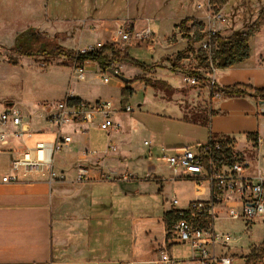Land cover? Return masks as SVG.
Here are the masks:
<instances>
[{
  "label": "crops",
  "instance_id": "obj_1",
  "mask_svg": "<svg viewBox=\"0 0 264 264\" xmlns=\"http://www.w3.org/2000/svg\"><path fill=\"white\" fill-rule=\"evenodd\" d=\"M126 9L128 10L127 15L122 16L123 11ZM45 11L47 20L42 27L31 25L26 29L35 27L52 36L58 35L59 42L62 45L61 37L63 36L68 35L69 39L72 36H77L82 42L85 35L93 32L92 36H95V39L91 40L89 38L91 42L86 44L80 42L79 50L84 49L89 44H107L109 42L120 44L125 42L118 35V28L123 24L129 23L137 31L143 27L140 25L139 20L135 21L131 15V0H45ZM149 28L151 27L149 26ZM24 30L15 35L12 44L0 43L8 47L13 46L17 35ZM171 32L172 30H170ZM222 35L230 36L231 34ZM257 37L252 41L253 51L248 61L226 70L216 71L214 78L218 85L221 87L235 85L240 83L237 81V76L251 74L250 66L253 57L256 58L257 55L254 43ZM125 44L128 45V42H125ZM121 56H124L123 53ZM23 58L32 59L27 57L21 59ZM168 58L174 57L168 56L167 60L165 59V62L172 67ZM165 62L158 60L143 63L148 66H159ZM196 63L198 65L197 61ZM125 64H118L117 67H119L120 73L130 81L120 79L116 82V88L119 91L118 94H120V98L117 100L111 95L103 96L86 92L85 87L73 88L71 82L66 80L58 92L60 96L53 99L55 101L41 99L21 107L19 106L21 102L18 100L15 103L2 105L0 115L7 107L15 106L23 112L24 122L18 128H8L7 143L0 140V264H159L162 260L160 252L164 249H168L173 259L181 261L183 264H193L191 246L192 258L190 260L174 257L173 247L175 245L189 244L176 243L170 239L165 222V213L171 211L172 206L169 210L164 211L163 217H134L130 206L132 199H134L132 193L121 190L120 187L115 192V196L104 197L93 190L95 185L104 182H112L119 187L121 183L118 180H130L132 172L135 171V169H132V165L129 164L130 153L124 150V147L129 144L128 139L132 126L135 127L136 123L139 124L136 118L129 116V114L136 111L135 108V111L131 113L118 111L113 114L114 122L118 127L107 131L108 137L105 141L103 140L102 144L95 142L93 136L94 131H105L99 126L102 119L100 115H96L92 122L74 123L65 126L62 129L63 133L71 136L73 141L55 156V168L61 178L59 181L49 183L43 180H33L32 178L24 179L18 183L2 181V178L9 174L6 170L10 172V162L15 152L20 153L34 149L39 142H54L57 139V129L46 119L47 106L63 101L68 96H75L87 102L112 100L118 110L124 109L127 106L123 103L125 94L132 96L134 92H147L149 90L143 81L133 83L141 75L142 78L153 81H165L174 89L172 93L158 89L155 90L156 95L165 97V94L168 93L175 94L174 97H184L186 99L185 96L181 95L180 89L182 87H174L171 82L173 79L170 76L161 75L158 67L141 73L134 69H132V73L130 71L125 73L124 69H129ZM92 67L101 73L100 77L102 79L103 73L96 62H87L85 73ZM64 68H67L68 72L71 73L72 69L69 67L55 66L51 67L42 76L47 77L50 74L52 75L53 72L64 70ZM185 69L183 61H181L176 70L183 71ZM199 69L201 71L203 68ZM67 79H69V76ZM56 84L57 82H52L49 87H55ZM203 88L202 101L205 106L199 114H207V111L210 110L215 116L211 114L207 125H202V120L195 122L190 118L186 119L187 115L192 117L194 114L185 113L179 107L178 119L186 122L188 120L190 123L200 126H210L208 141L212 136L221 135L233 136L239 141L240 138L247 139L249 134L259 133L257 126H253L247 121L235 124L233 118L238 115L242 116L243 119L251 116L253 120L258 122L257 116L260 118L259 110L262 100L252 98L249 95L238 98L245 101V103H247L246 101L251 102L253 107L247 110L237 109L234 108L235 106L233 107L234 103L237 102L235 99L213 96L208 88ZM144 105V103L139 105L142 108L139 109L138 115L146 114L144 113ZM228 109H231L232 113H226ZM215 110L225 112L218 114L214 113ZM215 121L216 127L214 129L212 124ZM2 131L3 128L0 124V132ZM16 131H22L23 136L16 137L14 135ZM146 142L148 141H145L146 146L151 145L150 143L147 145ZM207 142L195 143L193 147ZM112 144L117 147V152H107L108 147ZM101 147L103 149H100ZM92 152H95V154H92ZM120 158L127 160L124 167H119L121 165L118 162L121 161ZM142 159L143 157H141V161ZM142 163L137 165L140 172L146 169L148 172L154 171L153 167H145V164ZM117 167L120 169L118 170ZM172 171L174 173L172 179L193 183V191L196 194H194V198L192 197L193 199H191V195H186L185 197L188 198L185 203L191 200H202L198 199L199 189H205L209 197L206 188L198 187L191 180L177 178L179 174L173 169ZM81 172L84 174L82 178ZM180 191L183 193V189L180 188ZM174 198L179 197L175 196ZM103 206L106 207L105 211ZM100 222H104L105 225L109 226L107 232L103 230L104 225ZM126 226H129V235H125L124 231H121ZM102 234H106L105 238H100ZM225 246L222 245L218 248V252L228 255Z\"/></svg>",
  "mask_w": 264,
  "mask_h": 264
},
{
  "label": "rangeland",
  "instance_id": "obj_2",
  "mask_svg": "<svg viewBox=\"0 0 264 264\" xmlns=\"http://www.w3.org/2000/svg\"><path fill=\"white\" fill-rule=\"evenodd\" d=\"M32 2L35 6L32 5ZM262 8H264V0H131V15L135 21L139 20L140 25L143 26L138 31L150 26L154 36L149 40L140 41L135 39L128 41V45L125 42L118 43L116 49L119 50L121 55L123 53V55H128L131 59L141 63L158 60L165 62L168 56H173L177 60L178 54L188 46L187 40L182 39L181 31L178 28L184 19L190 18L193 21L203 22L206 26L205 32H220L224 35H230L238 29L249 28L260 15ZM127 12V9L124 10L122 16H126ZM46 20L45 0H0V42L10 45L17 33L31 25L42 27ZM193 21H190L189 25H192ZM128 26L131 27L129 23ZM170 30H172L171 33ZM92 34L85 35L82 42L77 36H72L69 39L68 35L61 37V41L63 45L79 50L80 42L86 44L95 39ZM205 43L206 40L196 44V49H200ZM254 43L257 55L256 58L253 57L250 66L252 75L237 76V81L241 84H249L254 88H263L264 28L254 40ZM182 61L186 68L183 71L174 70L166 62L156 67H158L161 75L170 76L173 79V81L170 80L174 87H182L180 89L181 95L185 96L186 99L184 97H174L175 94L168 93L165 94V97L163 95L161 97L156 95V89L150 86H147L149 88L147 92L137 91L132 96L125 94L123 98L124 105H130L136 109L129 116L136 118L139 122L138 125L136 123L135 127L132 126V131L129 133V144L124 147V150L130 153L129 164L132 165V169H135V171L132 172L130 180H118L121 183L119 187L112 182H104L93 187L95 193H99L104 197L115 196V192L120 187L121 190L132 193L134 199H132L130 206L134 217H163L164 211L171 208L175 196H178L181 200L179 206L184 207L188 198L185 196L191 195V199H193L194 194H196L193 191V183L172 179L174 173L163 157L164 155L176 154L182 147H193L195 143L208 141L210 126L196 125L188 120L186 122L178 119L177 115L180 113L179 107L183 112L190 114H199L203 110L205 106L202 101L203 87L209 89V86L207 87L208 80L214 78L218 69L214 70L211 67L204 70L201 68V74L207 80L206 86L203 84V79H200L199 84L189 85L183 81V72L190 71L193 73L198 70L197 56L190 53ZM125 65L129 68L124 69L125 73L129 71L132 73V69L139 73L144 71L131 62H127ZM55 66L69 67L72 71L69 73L67 68H64V70L53 72L52 75L50 74L47 77L42 76L51 67ZM85 75L87 78L80 80L79 74H77L71 61L59 59L53 61L50 66H45L40 60L23 58L17 64H12L6 62L4 58H0V111L2 105L15 103L18 100L21 102L19 103L21 107L41 99L55 101L53 99L60 96L58 92L66 80L71 82L73 88L85 87L86 92L92 94L111 95V97L116 98L115 100L120 98L119 91L116 88V82L120 78L110 75L111 82L104 83L100 77L101 73L93 67L89 68ZM68 76L69 79H67ZM139 78H141V75L133 83L142 81ZM52 82H57L55 87H49ZM218 86L222 88L220 85ZM247 96H228L227 98L237 101L233 105L234 108L247 110L253 107L252 103L248 101L245 103L242 99H238ZM142 103L145 104L144 113L146 114L138 115L139 109L142 108L139 105ZM207 105L209 106V103ZM224 112L215 110L214 113L222 114ZM226 113H232V110L228 109ZM210 117L211 111L208 110L207 118ZM189 118L190 116L187 115V119ZM245 118L243 119L242 116L238 115L233 118V122L238 124L241 121H247L253 126H257L260 135L264 136V122L261 117L257 116L258 122L253 120L251 116ZM215 123L216 121L212 124L214 129L216 127ZM93 136L95 142L102 144L107 139L108 133L107 131H94ZM250 139L254 138L248 137L249 143L251 142ZM145 141H148L151 145L146 146ZM238 142L240 148L246 147L245 138H240ZM102 147L100 149H103ZM246 152L253 160L258 157L257 153L250 149ZM262 155H264V147H262ZM141 157H143L142 161ZM118 162L121 163L119 167H124L127 160L121 159ZM141 162L145 164V167H153L154 171L148 172L146 169L140 172L137 165H141ZM129 164L128 166L131 168ZM260 165L263 167L264 162H261ZM119 167H117L118 170ZM255 168L258 169V166ZM6 171L10 173L9 170ZM138 174L140 175L138 176ZM133 177L134 179H132ZM180 188L183 189V193H181ZM199 190L198 199H206L208 197L206 190ZM103 210L105 211L106 207ZM102 224L104 225L103 230L107 232L109 226L105 225L104 222ZM217 230L230 232L235 236V241L225 246L228 255L234 258L233 264H246L245 258L251 254L261 256L256 264H264L262 260L264 258V216L257 218L248 230H245L244 222L232 220L217 222ZM121 231H124L125 235H129V226L124 227ZM105 236L106 234H102L100 238H105ZM173 253L177 259L190 260L192 258L190 245H175Z\"/></svg>",
  "mask_w": 264,
  "mask_h": 264
},
{
  "label": "built area",
  "instance_id": "obj_3",
  "mask_svg": "<svg viewBox=\"0 0 264 264\" xmlns=\"http://www.w3.org/2000/svg\"><path fill=\"white\" fill-rule=\"evenodd\" d=\"M122 41L149 40L154 36L151 28L137 31L128 24L118 28ZM104 44H89L81 52L94 51ZM207 45L205 44L204 47ZM212 68L216 70L213 66ZM79 79H85V66L75 68ZM113 70V69H112ZM119 74V67L113 70ZM110 71L103 73L104 83L111 80ZM183 81L189 85L199 84V79L190 73L183 72ZM211 94L223 96L221 88L214 78L208 80ZM68 96L65 100L47 106L46 119L57 129V139L54 142H39L34 149L15 152L10 162V173L2 178L3 182L18 183L24 179L43 180L49 183L59 181L60 174L55 168V156L67 148L73 141L71 136L63 133L62 129L74 123H88L96 115L101 116L99 126L105 131L118 127L113 114L118 111L131 113L135 109L127 105L118 110L112 100H98L87 102ZM260 105L259 116L264 122V100ZM24 122L23 112L15 107H7L0 115V140L8 142V128L20 127ZM18 138L23 132L16 131ZM250 137L249 135L247 138ZM251 138V137H250ZM251 142L246 139V147L240 148L237 138L228 135L214 137L204 144L194 147H183L174 155H164L166 164L176 171L177 178L193 181L198 187L206 188L209 197L202 200H191L184 207H180V199L172 200L171 211L178 217L168 232L170 239L176 243L189 244L193 250V264H233L234 258L218 252L222 245H229L235 241L230 232L217 230L219 221H242L248 230L254 221L264 216V162L262 147L264 136L255 133ZM149 145V142H146ZM250 144V145H248ZM257 153L253 160L246 150ZM107 152H117L115 145H110ZM95 154V152H92ZM258 166V169L255 167ZM84 176L81 172V178ZM162 260L159 264H183L171 257L168 249L161 250Z\"/></svg>",
  "mask_w": 264,
  "mask_h": 264
},
{
  "label": "trees",
  "instance_id": "obj_4",
  "mask_svg": "<svg viewBox=\"0 0 264 264\" xmlns=\"http://www.w3.org/2000/svg\"><path fill=\"white\" fill-rule=\"evenodd\" d=\"M190 21L193 20L186 18L178 26L182 39H186L188 42L187 48L178 54L177 60L175 58H168V60L171 62L172 68L176 70L180 66V61L187 58L188 54H196L198 70L193 73L190 71L185 72L197 77L199 82L200 79H203V84L206 86L207 80L203 78L199 68L210 69L213 66L218 70H226L251 58L253 51L252 41L264 28V8L261 9L260 15L249 28L238 29L230 36H223L220 32H205L206 26L203 22L193 21V24L189 25ZM205 40L207 46L196 49L195 45ZM22 57L40 60L45 66H49L53 61L59 59L71 61L75 68H81L91 61L98 63L102 73L114 70L118 64L127 62L137 65L144 71H149L156 67L133 60L128 55L121 56L119 50L116 49V44L107 43L97 50L86 52L67 48L59 42L58 35L52 36L35 27H30L18 34L13 46L8 47L0 43V58H4L6 62L17 64ZM119 77H123L120 72ZM139 79L156 90L174 92V89L165 81H153L144 77ZM125 81L128 82L130 80ZM221 91L224 97L249 95L252 98L264 100V87L254 88L251 85L238 83L222 87ZM75 99L80 100L77 97ZM190 119L195 122L202 120V125H207L209 121L205 113L194 114ZM249 136L253 137L254 134H249ZM177 218L174 211L165 213L168 232ZM260 258L261 256L251 254L245 258L246 264H256ZM262 260L264 262V258Z\"/></svg>",
  "mask_w": 264,
  "mask_h": 264
},
{
  "label": "water",
  "instance_id": "obj_5",
  "mask_svg": "<svg viewBox=\"0 0 264 264\" xmlns=\"http://www.w3.org/2000/svg\"><path fill=\"white\" fill-rule=\"evenodd\" d=\"M110 72L113 73V74H115V72L113 70H110ZM115 76L118 77V78H120V79H122V80H124V81L127 80V78H125L124 76L123 77H119V74H115ZM262 102L263 101H261V103Z\"/></svg>",
  "mask_w": 264,
  "mask_h": 264
}]
</instances>
